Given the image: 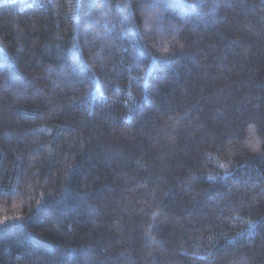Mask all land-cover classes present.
Segmentation results:
<instances>
[{"label":"trees","instance_id":"1","mask_svg":"<svg viewBox=\"0 0 264 264\" xmlns=\"http://www.w3.org/2000/svg\"><path fill=\"white\" fill-rule=\"evenodd\" d=\"M0 221V264H264V0H0Z\"/></svg>","mask_w":264,"mask_h":264},{"label":"snow or ice","instance_id":"2","mask_svg":"<svg viewBox=\"0 0 264 264\" xmlns=\"http://www.w3.org/2000/svg\"><path fill=\"white\" fill-rule=\"evenodd\" d=\"M168 50L167 49H165V52H167ZM0 223H2V221H0Z\"/></svg>","mask_w":264,"mask_h":264}]
</instances>
